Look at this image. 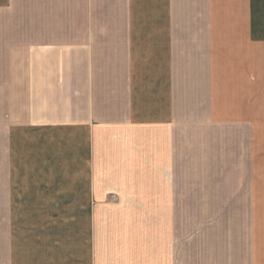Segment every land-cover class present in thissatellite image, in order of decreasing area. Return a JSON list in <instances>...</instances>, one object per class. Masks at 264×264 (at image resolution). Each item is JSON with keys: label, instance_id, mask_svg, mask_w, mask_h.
I'll return each mask as SVG.
<instances>
[{"label": "crops", "instance_id": "1", "mask_svg": "<svg viewBox=\"0 0 264 264\" xmlns=\"http://www.w3.org/2000/svg\"><path fill=\"white\" fill-rule=\"evenodd\" d=\"M0 264H264V0H0Z\"/></svg>", "mask_w": 264, "mask_h": 264}]
</instances>
